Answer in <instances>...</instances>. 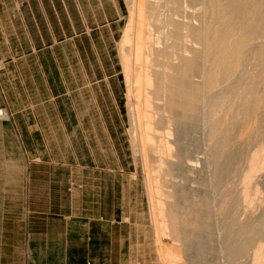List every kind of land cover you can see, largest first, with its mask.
<instances>
[{"label":"rangeland","instance_id":"rangeland-1","mask_svg":"<svg viewBox=\"0 0 264 264\" xmlns=\"http://www.w3.org/2000/svg\"><path fill=\"white\" fill-rule=\"evenodd\" d=\"M133 3L134 0H0V264H165L159 254L164 242L176 249L177 258L182 264L200 261L199 256L193 259L185 255V242L176 229L181 224L178 219L183 220V217L180 214L179 218L177 213L176 217L175 212L172 213L174 208L168 203L172 210L169 209L166 200L176 202V188L169 185L175 182L173 176L178 172L176 176L180 181L176 179L177 183L186 189L188 187L187 191L196 200L211 196L213 186L209 184L211 180L208 174L214 166L206 156L207 138L200 130L188 131L180 138L172 128V132H169L170 128H165L170 127L165 122V126L160 124L164 126L160 129L158 116L162 113L161 120L168 114L163 112L166 111V102L161 106V100L164 98L167 101L171 93L166 90L157 93L160 87L154 79L151 91L156 103L150 98L154 121L149 122L155 132L161 131L160 134L168 138H162L165 142L161 144V135L146 130L152 128H149L146 115L143 119L144 109L137 106L140 85L132 77L135 72H130V75L128 71L126 73V56H122L132 53L129 47H124L123 42L121 44V40L126 39L123 37L125 29L129 22L132 23L130 16L136 21L138 16L142 17ZM214 5L217 4L214 2ZM131 7L134 11L130 10ZM188 9L185 8L186 13ZM209 16L207 21L211 20ZM136 21L133 20L131 26H136ZM158 25L163 24L161 22ZM262 35L260 42L264 40ZM158 37L156 40H159ZM133 55L134 52L129 55L133 59L128 56L125 61L131 63L130 67L134 71V60H139ZM173 61L170 62L173 64ZM155 66H152L154 69L150 66L154 74H157L155 71L162 73L159 71H165L167 67L170 69V63L163 68ZM250 66L248 69L254 71V65ZM238 70L239 75L242 68ZM237 72H233L234 75ZM263 73L260 77L264 79ZM230 76L226 77L228 82L233 75ZM222 79L226 81L225 76ZM227 81L224 85L228 84ZM235 91L228 96L232 95L234 100L232 97L226 102L223 100L225 103L221 102L217 115H223L229 124L233 123V119L235 122L234 111L240 103L238 90ZM163 94L166 96L162 98ZM261 94L264 97V92ZM170 103L167 107H172ZM154 105H158L157 109ZM138 107L139 113L136 110ZM133 109L135 111L131 112ZM241 111L237 118H242L243 114L245 116V111ZM252 120L257 122L254 119L247 122L249 126L246 124L242 132L244 136L248 131L246 127L250 129L251 124L254 129L257 127L258 122L255 126ZM138 122H143L140 124L144 127H139ZM252 127L246 135L253 134ZM139 128L145 130L142 137ZM143 133L149 138L152 135L156 149L154 146L150 148V142L149 145L147 143L150 139L146 137L145 140ZM138 138L140 141L145 140V143L142 141L144 146L148 145L144 147V152ZM158 141L160 144H157ZM168 143H172L174 148L166 149ZM254 143L251 145L253 149ZM182 146L187 147L183 154L185 160L180 165L182 167L170 170L164 160L178 161L179 147ZM158 147V151H162L160 154ZM152 148L154 151L150 152ZM144 153L150 159L144 158L147 156ZM160 155H164V159ZM159 157L163 159L162 162H159ZM190 160L195 164H190ZM157 161L159 163L156 166ZM160 163L166 167L162 168ZM191 173L198 179L190 177ZM205 177L207 184L205 180L201 181ZM236 177L235 181L229 180L232 185L239 182V176ZM183 179L187 184L181 181ZM193 184L196 186L193 187ZM159 185H163V189ZM155 186L159 187L157 191ZM155 191L160 194L157 196ZM167 192L171 198H167ZM224 196L222 199L226 201L228 195ZM151 199H154L153 202ZM223 205L217 206L224 209ZM161 209L163 213L159 212ZM174 216L176 220H172ZM155 221L158 224L165 223L164 228L162 226L164 230L161 231V223L155 228L158 225ZM170 224H173V229L176 226L174 230ZM159 231L166 236L162 234V238ZM193 232L189 233L190 237ZM175 235L181 240L175 239ZM219 238L221 241L220 235L217 241ZM92 243L95 247L91 246ZM220 255L213 257L217 261L215 263L228 264L225 263L227 258L224 260ZM210 260L212 255L203 264L214 263ZM248 260L244 261L245 264Z\"/></svg>","mask_w":264,"mask_h":264},{"label":"bare ground","instance_id":"bare-ground-1","mask_svg":"<svg viewBox=\"0 0 264 264\" xmlns=\"http://www.w3.org/2000/svg\"><path fill=\"white\" fill-rule=\"evenodd\" d=\"M161 2L162 0H134L133 4L137 6L140 11H138V13L142 14V17L141 15H137L139 17L137 20L138 23L136 26H131L133 20L136 21V19L133 18V16H130L132 23H128V28L125 29L126 33H124L125 36H123L126 38V43L125 40H121V44L123 42V44H125L124 47H129V52H132L129 53V55L133 54L134 52L136 60H139V62L136 61L137 63L134 60V64H136L134 65L136 67L134 71L132 70L133 67H130L131 63L128 64V60L125 61L128 59L129 55L125 53L126 55L122 56H126V59L124 60V65L127 66V70H125L126 73L128 71L130 75L132 74L130 72H135L133 73L134 75L132 77H135L136 79L134 82L137 85H140L139 91H137L140 101L137 100L138 98L136 101H138L137 106L140 105L141 108L144 109L143 113L142 109L140 108V111L143 113L142 115H144L143 119L146 115L147 122L151 120L152 123L154 121V111L151 102L154 100L156 101V99H154L155 96L151 91V86L154 84L152 82L156 80L155 83L158 87H160V91H156L157 93H162V91L164 92L165 90L171 93V96L169 95L167 101L163 98V96L170 93L165 92V94L161 95L163 98V100H161V106H164V101L166 102V105L164 106L166 111L163 110V112H168V114L164 118H161V120L159 119L162 116V113L160 116H158L157 121L160 129L165 126V122L166 124H170V127L165 128H170L169 132H172L171 130L173 129L180 138L184 137L188 131L198 132L199 130L202 131V134H205V139L207 138V141L205 140V143H207L205 144L206 156L209 159V163L213 164L214 166V168L212 167L209 169V172H211L208 174V177L210 176V179H208L211 180V183L209 184H212L211 187L213 186V189H211V196H203L204 198L201 197V199L199 198V200H196V198H194L187 191L188 187L186 189L184 186H181V184L177 183V181H180L177 179L178 176H176L179 174L178 171V174L175 175L176 177L173 176L175 178V182L169 185L175 186L176 188V202L174 203V200H172L174 204L170 203L168 199L166 200V204L169 203L172 205V208H174L172 213L175 212V216L177 213L178 217L180 214L181 217H183V220L179 217L180 219L178 220L181 224H179L176 229L177 233L180 234L181 238L183 239L182 241L185 242L184 253L185 255L192 258L199 256L198 260L200 261L193 264H203L210 255H212V260L210 261H214L215 263L216 260H214L213 257H219V254L222 255V259H228L225 260V263L229 262L228 264H245L246 259H249L247 264H264V97L262 96L263 94H261L264 92V88L261 86V83L263 82L261 74L264 71V40L262 39V42H260V35L263 34L262 37L264 36V0H221L219 3H217L218 0H215L214 2L217 5H214L212 0H164V3ZM218 5H220V8H218ZM187 7H189L191 10ZM185 8L190 11H187L186 13ZM132 9L133 8L131 7L130 10ZM208 12L211 13V16H209L210 14ZM148 16L150 20H148ZM207 16L211 18V20L208 19L209 22L206 19ZM134 17H136V15H134ZM187 19H190V21L187 22ZM215 20L218 22L216 23ZM154 21L156 24H153ZM157 22H162L163 25L159 26L158 24L160 23ZM211 22H215L216 24ZM157 36L160 37H158L159 40H156ZM124 50L122 49V51ZM249 51L251 52V55L249 54ZM121 53L123 54V52ZM158 55L159 57H153ZM129 58L133 59L132 56H129ZM171 58H173L174 61ZM170 59L173 61V64L170 62ZM168 61L170 63V69L167 67L169 64ZM158 62L160 65H158ZM154 64H157L158 66H155ZM251 64L254 65V69L252 68L254 71H250L248 69V67H251ZM150 66H155L156 68L159 66H162V68L166 66L167 69H165H169L171 72L169 73V70H161L159 72L162 73L158 74V72L155 71L157 74H154V68L152 67V69ZM240 67L242 68V71H240L242 73L239 72L238 75L237 70ZM233 72H237V74L234 75ZM230 74L233 76L228 82V78L226 80V77L230 76ZM153 75L155 78H153ZM224 76L225 80L228 82V84L225 85L224 83L226 81L222 79ZM229 78H231V76ZM221 79L224 81L223 85L221 83ZM130 80L132 81V79ZM246 81L247 85H245ZM234 89H237L238 92ZM152 90L154 91V89ZM233 90L239 93L240 103L239 106H237L239 108H237L236 111L232 110L234 111V117L236 116L235 122L233 119V123L229 124L223 115L219 114V117H217V115L220 111V104H222L224 101L226 102L227 99L232 97V95L230 97L228 96L231 92H234ZM151 94L153 97H151ZM233 95L236 96L237 94L234 93ZM150 98H153V100L150 101ZM169 102H171L170 105L173 104L172 107H167ZM157 107L158 105L155 106V109H157ZM134 109L131 110V112H134ZM229 109L231 108L229 107ZM136 110L137 113H139V107ZM240 110L245 111V116L243 114L242 118H240L241 116H238L239 118H237V114L240 112ZM240 114L242 115V113ZM133 115H135V113ZM139 118L142 117L139 116ZM139 118L137 119L141 121ZM229 118H231V115ZM229 118L228 120H230ZM143 119L142 121H145ZM251 119H254L255 121L257 120L258 125L256 124L257 122L254 123L252 120V122L255 124V126L257 125V127L254 129L252 127L253 124L250 125V129H248L249 127H246L249 132L252 127L253 134L251 133L250 135L249 133L247 136V131L244 133V136L242 133L243 129H245L244 127L248 125L247 122H250ZM140 123L139 127L143 126L141 125L143 122L141 124ZM151 123L149 122L148 124L150 126L149 128L152 129L146 128V130H150L148 131L149 133L154 129L151 126ZM162 123L164 124V126L162 125L163 127L160 126ZM154 130V133H158ZM140 132L142 137V132H145V130L143 131L141 129ZM149 133L148 135H151ZM160 133L161 131H159L158 134L161 135ZM144 134L145 133H143V136ZM155 136L157 135L155 134ZM163 136L160 137V141H162V138H164ZM146 137L148 136L145 134V140H147ZM151 137L152 135L150 138L148 137L150 141L147 140L148 145L150 142V148L154 146V143L152 142L155 140L153 138L151 139ZM166 137L168 138L167 135ZM145 140L142 141L144 142ZM156 140H158V138ZM164 140L161 142V144L165 142ZM139 141L140 139L138 138V142ZM142 141H140V143L143 145L141 148L143 151L147 144L144 146L145 142L142 143ZM160 141H158L157 144H160ZM252 142H255L253 145L254 149L251 146ZM151 143L153 145H151ZM171 144L168 143L165 148L173 147ZM156 147L157 146L155 143L153 148L156 149ZM153 148L150 152L154 151ZM159 148L160 147L157 148V151ZM186 149V146L179 147L180 152H178V161L164 160L165 164L168 166L167 168L173 171L178 169L182 161L185 160H183V154H185L184 151H186ZM164 153L167 155V151ZM146 155L147 156L144 158L148 157V154ZM175 156L177 157L176 154ZM161 157L164 159V155ZM148 158L150 159V157ZM161 159L162 158L159 157V162H162ZM144 160L149 161L146 159ZM153 160L156 161L158 159ZM159 162L157 161L155 165ZM191 162L192 161L190 160L189 163L193 165L194 162ZM146 164L147 166L149 165L147 162ZM165 164L163 163V166L162 164L160 166L162 168L166 167L164 166ZM160 166H158L159 170L161 168ZM192 168H194V166ZM189 169L191 170V168ZM164 173L167 174V170H165ZM191 174H189V176ZM236 176H239V182L235 183V185H232V182L229 180L235 181V178H237ZM190 177H193L194 179L196 176L194 177L192 174ZM200 177L202 178V176H199V178ZM205 178L206 179L201 181L205 180V183L207 184V177ZM159 179L161 182L162 179ZM193 179L190 180V183L193 181ZM184 180L185 179L181 181L186 183ZM155 181L157 182V180ZM197 182L194 181V183ZM228 182H230L231 187ZM226 184H228V188L225 189V187H227ZM201 185H203L202 182ZM160 186L161 185H159V187ZM195 186L193 184V187ZM150 187H152V185ZM159 187L155 186L156 191L157 188L159 189ZM162 187L163 185L160 188L163 189ZM156 191L155 193L158 196L160 193L159 191ZM193 191H195V189ZM150 192L152 193V191ZM224 195H228V199H226V201L223 200V197H226ZM166 196H168V192L166 193ZM167 198H171V196L169 195ZM222 200L223 202L225 201V204L222 202ZM153 204L155 205L156 203ZM169 204L167 206L168 208L170 207ZM158 205L160 208V204ZM217 205H223L225 208H218ZM169 209H171V207ZM161 211H163V209L159 210V212ZM175 216L172 220H176ZM160 223L162 224V222ZM156 224H158V222ZM159 224L155 225V228L158 227ZM163 224L165 225V223ZM163 224L160 225L161 231L164 228ZM169 226L173 229V224L172 226L171 224ZM175 227L176 226L174 225V229ZM161 231H159L161 233L159 234L162 236V238H164L163 235L165 234H163L164 232L162 233ZM192 231H194L195 234L193 232V236L190 237L189 233ZM156 232L158 233V231ZM167 232L170 234L169 231ZM169 234H167L168 237ZM219 235L222 237V242L220 241V238L218 239L220 242L217 241V237ZM177 238L178 236L175 237V239ZM178 246L179 245H177V247ZM160 248H162L163 253L160 250L159 254L161 253L162 259H164L166 262L165 264L183 263L177 258V251L175 248H173V246L170 245V243L164 242ZM213 254L215 255L213 256ZM180 256H182V254ZM207 262L211 263L209 260Z\"/></svg>","mask_w":264,"mask_h":264},{"label":"crops","instance_id":"crops-1","mask_svg":"<svg viewBox=\"0 0 264 264\" xmlns=\"http://www.w3.org/2000/svg\"><path fill=\"white\" fill-rule=\"evenodd\" d=\"M93 237H94V236H93ZM91 246H94V247H95V245H94L93 243L91 244ZM89 260H90V258H89Z\"/></svg>","mask_w":264,"mask_h":264},{"label":"built area","instance_id":"built-area-1","mask_svg":"<svg viewBox=\"0 0 264 264\" xmlns=\"http://www.w3.org/2000/svg\"><path fill=\"white\" fill-rule=\"evenodd\" d=\"M1 58V57H0Z\"/></svg>","mask_w":264,"mask_h":264}]
</instances>
